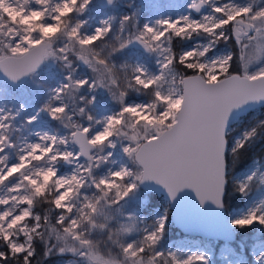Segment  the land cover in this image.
I'll use <instances>...</instances> for the list:
<instances>
[{
	"label": "snow or ice",
	"instance_id": "1",
	"mask_svg": "<svg viewBox=\"0 0 264 264\" xmlns=\"http://www.w3.org/2000/svg\"><path fill=\"white\" fill-rule=\"evenodd\" d=\"M104 3L115 6V0ZM95 4L0 0V73L19 83L36 80L48 65L50 78L57 70L60 75L55 87L38 82L48 96L26 123L47 114L69 130L36 132L38 140L10 164L9 121L26 109L21 105L12 115L0 108V264L68 255L76 257L68 264H211L207 252L182 256L163 242L182 196L191 193L201 207L225 211L229 186L248 197L254 182L264 185V164L241 179L230 176L240 156L264 141V118L234 135L244 113L264 106V0H190L187 14L142 24L141 10L129 4L115 33L116 16L92 29L79 19ZM194 36L205 42L174 50L177 38ZM232 40L239 55L217 54L221 42ZM137 48L155 60V71L133 59ZM78 62L92 75H77ZM101 91L118 105L102 116L95 111ZM131 92L152 99L131 102ZM62 162L72 166L69 174H61ZM161 189L167 205L141 228L140 204ZM43 204L49 207L36 211ZM254 224L264 225V198L228 215L230 227ZM232 255L231 249L224 253L228 264H247ZM251 256L264 264V246Z\"/></svg>",
	"mask_w": 264,
	"mask_h": 264
},
{
	"label": "rangeland",
	"instance_id": "2",
	"mask_svg": "<svg viewBox=\"0 0 264 264\" xmlns=\"http://www.w3.org/2000/svg\"><path fill=\"white\" fill-rule=\"evenodd\" d=\"M237 3H247L249 0H236ZM190 0H115V6L105 5L104 0H96V4L93 5L91 9L88 10L86 14L79 17L81 20H87V29H92L100 25V21L107 19L108 16H116L117 21L114 22V33L116 28H118L119 17L124 14H129L132 9L128 7L129 4H135L141 11L139 16L140 23L147 22L148 20H155L162 16H173L178 17L181 13L187 14L189 9L187 5ZM193 15L199 18V15ZM114 42V41H112ZM205 41L201 37L194 36L192 40H183L177 38L173 43V48L176 52L181 50L191 48L197 43H204ZM233 46H235L238 55L240 53V45L234 40L228 41L227 43L221 42L218 45L219 52L217 54L223 53L224 51H233ZM133 59H141L142 62H147L150 69L155 71L157 65L155 60L151 57H146L143 54L142 49H134ZM119 62V61H118ZM50 66H44L39 73L36 80L27 79L23 84H15L8 82L2 73H0V108L4 109V113H11L16 115L21 105H24L25 111L20 112L15 120H10L9 123L11 127L7 130L6 134L9 135L11 142L15 144V147L9 148L7 153L9 155V163L14 164L17 162L18 151L25 147L27 143L36 142L38 138L36 137V132H49L60 135H67L69 130L64 128L58 123L51 122L47 114L40 116L39 120L33 122L32 124L26 123V118H30L40 105L45 101L48 96L47 88L39 85V81H42L47 87H55L60 79L59 71L57 70V75L55 78H50L48 74V69ZM78 73L79 76L92 75L90 70L83 64L78 62ZM100 96V106H98L95 111L98 115H103L105 111L118 108L115 102L108 99L107 94L104 91L99 93ZM129 101L136 103H148L152 97L150 94L141 92H131L128 97ZM262 109L257 110L249 117L240 119L239 123L236 124L234 135L238 138L240 132L243 128L252 123L262 116ZM240 129V131H238ZM258 140L254 143L256 145ZM264 149V146L259 148V150ZM22 154V153H21ZM118 155H121L118 153ZM258 164H264V153L260 157H256L250 165L242 172L232 175L234 179L243 178L244 174L256 167ZM61 174H69L72 171V166L66 163L61 164L60 168ZM90 194V193H89ZM143 195V190L141 192ZM154 195L151 193L147 194L148 202L140 204L138 211L141 216L142 223L140 225L143 228L144 224H151L152 220L157 211H162L167 205L168 199L163 196L155 195L158 198L157 202L152 201ZM240 195V194H239ZM241 202L239 207L230 209L228 211L232 215L242 214L247 210L253 201H258L264 198V185H261L258 181L254 182L250 188L249 196L244 197L240 195ZM145 197L141 196L140 200H144ZM36 211L40 212L38 208ZM58 211V210H57ZM171 220L169 228L166 233L165 240L163 242L164 249H171L172 251H179L182 256H186L192 252L203 251L207 252L211 258V264H228L224 258V253L226 250L231 249L233 255L230 257L233 261L244 258L247 260V264H255L252 259V253L258 249L260 246H264V225L254 224L245 229H237L234 226L233 229L236 232V239L230 242H218L207 240L204 238H191L186 237L180 233L174 226L172 222V210L170 212ZM177 230V232L174 231ZM244 234L249 233L247 236ZM242 240H238L240 237ZM133 237H129L131 239ZM245 241H244V240ZM103 248L104 245H101ZM59 262L62 264H68L69 260H75L76 257L71 255L68 256H56Z\"/></svg>",
	"mask_w": 264,
	"mask_h": 264
},
{
	"label": "water",
	"instance_id": "3",
	"mask_svg": "<svg viewBox=\"0 0 264 264\" xmlns=\"http://www.w3.org/2000/svg\"><path fill=\"white\" fill-rule=\"evenodd\" d=\"M195 15L198 14L195 13ZM5 79L11 82L6 77ZM26 80L15 84H23ZM263 108L264 106L256 105L250 112L253 113ZM248 115L247 112L244 113L241 119ZM151 194L168 199L166 192L162 189ZM172 222L175 228L186 237L218 242H230L236 239L233 227L228 226L227 210H218L211 204L201 207L191 193L182 196L180 202L172 209Z\"/></svg>",
	"mask_w": 264,
	"mask_h": 264
},
{
	"label": "trees",
	"instance_id": "4",
	"mask_svg": "<svg viewBox=\"0 0 264 264\" xmlns=\"http://www.w3.org/2000/svg\"><path fill=\"white\" fill-rule=\"evenodd\" d=\"M232 49L238 55V52H237L235 46H233ZM262 113L263 114L260 118H264V108L262 109ZM246 117H249V115ZM238 131H240V129ZM263 146H264V141L258 139V142L256 145L253 144L250 148H248L247 151L244 154H242L240 156V158L235 162V164L230 168V176L232 177V175L244 171L256 157L262 156V154L264 153V149L259 150V148H261ZM150 196L152 197L153 202L158 201V198H156L155 195H150ZM240 202H241L240 195L237 192H235L234 189L231 188V186H229L228 195L226 197V203H227L226 210H227V212L230 209L239 207ZM47 207H49L47 204L37 206V208L39 209V211L41 213ZM174 231L177 232L176 229H174ZM248 234L249 233H247V234L243 233V236H247ZM242 238L243 237L241 236L238 240L240 241V240H242ZM39 250L40 249L38 248V251ZM41 264H62V263L59 262L58 258L54 257V258H51V260H49L48 258L43 259L41 261Z\"/></svg>",
	"mask_w": 264,
	"mask_h": 264
},
{
	"label": "bare ground",
	"instance_id": "5",
	"mask_svg": "<svg viewBox=\"0 0 264 264\" xmlns=\"http://www.w3.org/2000/svg\"><path fill=\"white\" fill-rule=\"evenodd\" d=\"M173 1V0H172Z\"/></svg>",
	"mask_w": 264,
	"mask_h": 264
}]
</instances>
